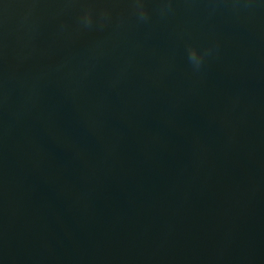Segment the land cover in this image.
<instances>
[{"label": "water", "instance_id": "1", "mask_svg": "<svg viewBox=\"0 0 264 264\" xmlns=\"http://www.w3.org/2000/svg\"><path fill=\"white\" fill-rule=\"evenodd\" d=\"M143 3L0 0V264H264V0Z\"/></svg>", "mask_w": 264, "mask_h": 264}, {"label": "clouds", "instance_id": "2", "mask_svg": "<svg viewBox=\"0 0 264 264\" xmlns=\"http://www.w3.org/2000/svg\"><path fill=\"white\" fill-rule=\"evenodd\" d=\"M134 6L140 20H146L148 18L147 9L143 3V0H134ZM81 22L85 25H90L92 22V15L89 11H85L82 14ZM210 54L209 50L200 51L195 46L189 49V61L196 70L202 66L205 56Z\"/></svg>", "mask_w": 264, "mask_h": 264}]
</instances>
